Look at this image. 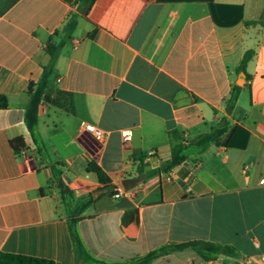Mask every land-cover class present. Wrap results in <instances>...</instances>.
<instances>
[{
	"label": "crops",
	"instance_id": "0c3cea01",
	"mask_svg": "<svg viewBox=\"0 0 264 264\" xmlns=\"http://www.w3.org/2000/svg\"><path fill=\"white\" fill-rule=\"evenodd\" d=\"M74 15L36 145L25 123L28 86L41 80L48 44ZM249 51L248 79L228 117L249 134L246 147L212 146L126 190L139 168L170 161L171 132L190 142L227 116ZM0 96V254L77 264L75 231L107 264L190 242L238 255L187 248L150 264H264V0H96L86 16L79 0H0ZM86 124L107 133L104 143ZM18 138L25 148L16 151ZM90 164L124 196L115 199Z\"/></svg>",
	"mask_w": 264,
	"mask_h": 264
},
{
	"label": "trees",
	"instance_id": "16d2710c",
	"mask_svg": "<svg viewBox=\"0 0 264 264\" xmlns=\"http://www.w3.org/2000/svg\"><path fill=\"white\" fill-rule=\"evenodd\" d=\"M96 0H79L80 11L86 16ZM78 16L74 15L70 18L67 24L64 26L61 36L58 42H50L47 46V52L50 56V61L47 66L43 68V74L41 80L37 83H31L28 86L27 93L30 97L29 106L25 114V123L33 137L36 145H41L38 140V123H39V110L42 106V102L46 96L48 90L49 79L53 75L56 63L60 56L61 51L65 47V44L71 39L72 34L75 32L78 26ZM93 37V34L90 35ZM254 57V52L249 51L245 53L242 58L241 64L238 68V73H244L246 79L247 65ZM241 87L234 86L226 103L227 116L222 117L216 126L212 127L208 133L201 134L190 142H185L180 134L176 131L169 134L171 144V158L160 170L145 172L143 168L137 170V177L126 180L125 189L128 190L137 184L151 179L156 176L160 171L168 172L174 167H177L185 163L191 155L201 154L212 146H223L225 148H236L244 149L247 144L249 134L239 126H231L228 117L231 115L234 107L238 101V97L241 91ZM7 100L4 96H0V110L6 109ZM11 147L16 150H22L25 148V144L22 138L11 141ZM54 179L57 182L58 188L61 194L68 191L67 186L62 179V172L57 169V166H52ZM89 172L96 174L98 181L103 184L111 194H115V189L111 187V180L104 173V171L95 164H90L88 167ZM90 201L93 202V196H89ZM76 222V219L73 220ZM72 238L74 241L75 252H76V263L77 264H107L100 262L92 258L83 246L80 237L74 231L72 232ZM187 248H200L201 250L226 257L235 258L237 257V251L230 246L207 243V242H190L178 246H168L151 252L150 254L133 260L131 262L123 263H112V264H150L153 260L168 254L171 251H183ZM0 264H54L49 260L37 259L27 256H19L12 254H0Z\"/></svg>",
	"mask_w": 264,
	"mask_h": 264
},
{
	"label": "built area",
	"instance_id": "2783aa9c",
	"mask_svg": "<svg viewBox=\"0 0 264 264\" xmlns=\"http://www.w3.org/2000/svg\"><path fill=\"white\" fill-rule=\"evenodd\" d=\"M85 132L90 135L93 139H95L97 142L99 143H104L106 137H107V133L105 131H103L102 129L91 125V124H86L85 128H84ZM125 139H129L131 137V133L130 132H125L123 134ZM154 155L153 152H150L148 154V157H152ZM247 169V168H246ZM261 185H264V178L260 181ZM125 194V190L122 188H116L115 189V194H114V198L115 199H120L122 196H124ZM261 263H264V257L261 258ZM213 264H217V263H213Z\"/></svg>",
	"mask_w": 264,
	"mask_h": 264
},
{
	"label": "water",
	"instance_id": "95a60500",
	"mask_svg": "<svg viewBox=\"0 0 264 264\" xmlns=\"http://www.w3.org/2000/svg\"><path fill=\"white\" fill-rule=\"evenodd\" d=\"M245 83H246V76L244 73H240L237 85L239 87H243L245 85ZM100 194H101L100 192L94 193L93 198L96 199Z\"/></svg>",
	"mask_w": 264,
	"mask_h": 264
}]
</instances>
